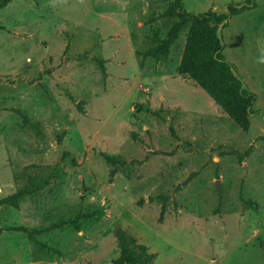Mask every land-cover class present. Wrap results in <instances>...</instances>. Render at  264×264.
<instances>
[{"label": "rangeland", "instance_id": "rangeland-1", "mask_svg": "<svg viewBox=\"0 0 264 264\" xmlns=\"http://www.w3.org/2000/svg\"><path fill=\"white\" fill-rule=\"evenodd\" d=\"M174 2L0 9V199L29 190L0 206V264H112L119 230L149 264H264V0H182L196 14L249 5L219 27L255 96L248 130L179 73L189 26L148 55Z\"/></svg>", "mask_w": 264, "mask_h": 264}, {"label": "trees", "instance_id": "trees-1", "mask_svg": "<svg viewBox=\"0 0 264 264\" xmlns=\"http://www.w3.org/2000/svg\"><path fill=\"white\" fill-rule=\"evenodd\" d=\"M12 0H0V9L6 7ZM249 5L228 7V12L208 11L207 13H192L184 9L182 0H175L165 16L177 18V22L169 29L166 37L152 47L147 53L153 57L165 56L169 48L178 39L184 26H189L187 40L181 62L178 67L180 74L188 76L205 89L213 100L219 104L225 113L243 130L250 127V110L255 96L246 93L242 81L233 71V67L225 60L219 27L226 24L228 19ZM5 29L0 25V30ZM109 163H117V156L106 155ZM29 190H21L10 196L0 199V206H17L19 199ZM65 221L52 224L43 230L29 229L26 226L10 227L35 236L39 233L60 229ZM3 231L0 228V232ZM118 240L120 247L119 256L112 264H149L152 254L148 253L145 244L138 243L137 239L128 235L124 230H119Z\"/></svg>", "mask_w": 264, "mask_h": 264}, {"label": "water", "instance_id": "water-1", "mask_svg": "<svg viewBox=\"0 0 264 264\" xmlns=\"http://www.w3.org/2000/svg\"><path fill=\"white\" fill-rule=\"evenodd\" d=\"M217 183H218V185L220 186V182H219V180H218V182H217Z\"/></svg>", "mask_w": 264, "mask_h": 264}]
</instances>
